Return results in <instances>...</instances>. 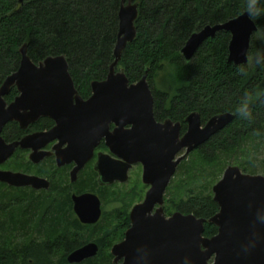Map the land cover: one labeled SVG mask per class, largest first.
<instances>
[{"label":"water","instance_id":"1","mask_svg":"<svg viewBox=\"0 0 264 264\" xmlns=\"http://www.w3.org/2000/svg\"><path fill=\"white\" fill-rule=\"evenodd\" d=\"M138 13L135 0H122L114 61L105 79L91 83L92 94L87 99L78 92L64 55L48 56L35 63L27 53V44L20 48L19 68L0 86V165L18 148L29 149L30 159L37 163L50 155L44 147L59 139L57 161L63 165L75 160V174L91 157L98 140L106 134L113 151L128 161L125 171L130 162L141 160L149 178L146 181L152 183L145 200L131 213L132 227L124 240L112 248L114 263L123 259L121 264H264V223L255 218L253 226L249 212V206L256 208L264 203L262 174L244 172L237 165L227 166L222 177L212 186L213 199L219 210L209 219L181 211L168 218L158 211L152 215L142 213L143 209L149 210L162 200L180 162L228 126L235 115L218 113L202 127L199 112H191L186 118L188 130L182 136L179 122L174 123L171 119L163 124L156 122L148 70L140 80L132 83L124 70H117L123 51L137 36L135 21ZM222 30L231 34L228 60L236 65L244 62L252 35L258 30L256 22L247 14L206 25L192 33L182 48L185 59L190 61L205 40ZM13 86H16L18 95L8 103L6 96ZM41 117L54 119L55 125L11 142L2 135L9 122H18L22 129H27ZM112 122L117 127L108 133ZM126 125L131 128L125 129ZM182 150L184 153L178 156ZM101 162L100 158L98 163ZM101 174L102 183L113 180L105 173ZM0 182L36 188L50 183L37 175L1 167ZM73 199L75 211L83 222H96L100 218L101 202L96 195H74ZM258 216L264 217V211ZM206 221L218 227L215 236L203 235ZM97 252V244L91 242L72 252L68 261L79 263Z\"/></svg>","mask_w":264,"mask_h":264},{"label":"trees","instance_id":"2","mask_svg":"<svg viewBox=\"0 0 264 264\" xmlns=\"http://www.w3.org/2000/svg\"><path fill=\"white\" fill-rule=\"evenodd\" d=\"M135 1L139 11L135 21L137 36L123 51L117 70H124L131 83L140 80L148 70L155 106L159 109L164 105L174 121L186 125L185 117L195 111L204 121L218 113H233L244 91L264 87V68L245 78L238 74V65L228 60L231 39L228 31H219L205 40L190 61L182 54L192 33L242 14L245 0ZM121 3L122 0H0V86L19 68L20 48L27 44V53L35 63L48 56L64 55L78 92L87 97L91 83L105 79L114 61ZM254 21L258 30L252 35L249 53L264 50V16ZM160 82L164 85L160 86ZM17 95L13 86L6 100L11 102ZM253 116L255 120L250 125L235 115L228 126L183 162V186H174L173 191L170 188L173 200L169 201L179 210L206 219L218 212L211 188L220 177L207 173L206 169L217 164L223 154L238 149L255 130L262 133L257 137H264V104L253 107ZM52 124L51 118L41 117L22 129L13 121L5 125L2 135L11 142L30 132L50 129ZM25 154L19 148L0 167L31 170ZM241 166L247 172L248 168ZM34 199L32 194L0 182V264L67 263L66 257L51 255L55 243L58 247L67 242L65 226L69 214L65 204H59L40 229L47 235L56 233L54 244L35 241L26 246L21 242L18 235L21 212ZM80 229L73 230V243L80 244L83 238ZM215 231L213 223L205 224L206 235ZM83 264H113L112 256L98 255Z\"/></svg>","mask_w":264,"mask_h":264},{"label":"flooded vegetation","instance_id":"3","mask_svg":"<svg viewBox=\"0 0 264 264\" xmlns=\"http://www.w3.org/2000/svg\"><path fill=\"white\" fill-rule=\"evenodd\" d=\"M91 94L92 89L87 97L81 96L84 99H87L91 96ZM153 111L154 118L157 123L163 124L169 119H171L174 123L179 122L180 136L184 135L188 130V122L186 118L189 114L185 117L186 125H183V123L180 121H174L172 118H170L168 109L164 105L160 106L158 109V107H156L154 104ZM52 120L53 127L55 125V120ZM207 121L208 119L204 121L200 115V125L202 127ZM116 127V124L112 122L108 127V133L113 132ZM128 128H131V125H126L125 129ZM214 136L215 134L212 135L209 140ZM59 142V139H55L46 145L44 149L49 151L50 155L44 157L37 163L30 159L29 149H22L26 151L25 157L27 161L31 162L28 163L30 164L31 170H13L46 178L50 182L48 186L36 188L30 185L11 186L7 184L8 187L28 192L32 194L33 198H35L34 201L29 200L21 212L19 220L20 231L18 234L19 238H22L23 240L21 242L23 245L26 244V246L30 245L31 243L33 244L35 241L39 243L48 241L50 244H54L57 240L56 233L53 232L47 235V233L44 231L41 232L40 229L42 228L41 226L43 223L47 222L48 217L56 210L59 204H65L69 214L68 221L65 226L67 242H65V245L59 244L58 247L55 243L53 245L54 251L51 255L66 257V264H83V262L89 258L79 263H71L68 261V256L72 252L80 249L88 243L94 242L98 246V252L95 256L111 255L113 264H121L123 259H118L117 263H114L115 256L112 253V248L115 244L124 240L126 232L132 227V211L137 205L141 204L145 200L147 192L152 187V183L146 181L149 178L145 175V163L141 160L130 162L127 165V169L125 171V163L128 161L123 157L118 156L113 151L110 143L108 142L107 135L105 134L98 140L97 145L92 151L91 157L85 162L83 167L74 174V168L77 166V162L75 160L63 165H60L57 161V145ZM65 146L66 144L63 145V147ZM184 151L185 150H182L178 156L184 153ZM16 152L6 162L10 161ZM100 158L102 159V162L99 164L98 161ZM178 167L179 165L177 166L176 172ZM102 172L113 180L102 183L100 181ZM176 172L174 176L176 175ZM119 176H122L124 179L122 180ZM170 183L164 192L162 200L157 201L149 210L143 209V214L152 215L156 214L158 211L164 217L168 218L174 212L181 211L177 206L174 205V203L168 202L169 200L167 199L166 192L170 186ZM87 193L96 195L101 202V216L96 222H83L75 211L73 196H79ZM109 199L111 201V205L110 208H107L105 204ZM170 206H172V210L170 209ZM207 222L208 221L204 222L203 235L205 237H213L218 233V227L214 224L216 231L210 235H206L205 224ZM79 229V234L83 238L80 241V244L75 242L73 243L72 237L75 236V234H73V230L77 232ZM210 262H213V259H211Z\"/></svg>","mask_w":264,"mask_h":264},{"label":"clouds","instance_id":"4","mask_svg":"<svg viewBox=\"0 0 264 264\" xmlns=\"http://www.w3.org/2000/svg\"><path fill=\"white\" fill-rule=\"evenodd\" d=\"M242 14H247L249 19L252 20L264 16V6H261V0H245ZM244 55V62L237 66V72L240 76L247 78L256 69L264 68V50L253 53L246 51ZM258 103L264 104V87H254L244 91L235 106L233 114L251 125L255 120L253 107ZM254 135L260 136L262 133L257 129L254 131ZM260 211H264V203L257 205L256 208L249 206L253 226L255 225V218H259L261 223H264V217L258 216Z\"/></svg>","mask_w":264,"mask_h":264},{"label":"rangeland","instance_id":"5","mask_svg":"<svg viewBox=\"0 0 264 264\" xmlns=\"http://www.w3.org/2000/svg\"><path fill=\"white\" fill-rule=\"evenodd\" d=\"M163 85L164 83L160 82V86ZM192 154L193 151L179 164L176 175L172 179L170 186L166 192L168 200H173L172 197H170L171 196L170 188L171 191H173L174 186H179V187L183 186L185 165L182 166V164L184 161L189 160ZM229 165H237L241 169H242L241 165L243 166L245 165L246 168H248L247 173L264 175V137H257L255 135L248 137L238 149H236L235 151L229 154H223L220 158V161L214 166H210V168L208 167L206 169V172L211 173L214 176L218 174V178L219 177L221 178L224 170ZM220 168L222 170H220ZM215 183H213V185ZM168 202L172 203L171 201ZM110 205H111V201L109 199L106 201L105 206H107V208H110ZM170 209L171 210L173 209L172 206H170Z\"/></svg>","mask_w":264,"mask_h":264}]
</instances>
